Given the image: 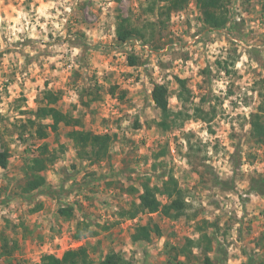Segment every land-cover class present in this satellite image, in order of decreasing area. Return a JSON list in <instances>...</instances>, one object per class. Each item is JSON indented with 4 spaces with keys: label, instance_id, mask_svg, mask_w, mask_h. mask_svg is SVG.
Wrapping results in <instances>:
<instances>
[{
    "label": "rangeland",
    "instance_id": "1",
    "mask_svg": "<svg viewBox=\"0 0 264 264\" xmlns=\"http://www.w3.org/2000/svg\"><path fill=\"white\" fill-rule=\"evenodd\" d=\"M224 2L229 22L210 30L195 0L170 14L157 0H0V152L9 153L0 168V264H42L82 246L94 264L110 252L126 264H204L202 249L178 253L204 221L214 264L264 262V195L250 189L264 177V148L250 134L264 93V0ZM124 19L136 34L120 44ZM177 77L192 94L186 110L200 106L210 120L162 131L152 90L168 86L171 110H181ZM50 91L85 130L116 136L109 161L80 160L67 138L73 127L54 131L52 119L36 118ZM44 144L57 160L43 173L46 186L23 194L26 164ZM170 175L188 195L187 214L138 212L141 184L162 187ZM65 207L70 219L58 214ZM146 224L150 240L134 243Z\"/></svg>",
    "mask_w": 264,
    "mask_h": 264
},
{
    "label": "trees",
    "instance_id": "2",
    "mask_svg": "<svg viewBox=\"0 0 264 264\" xmlns=\"http://www.w3.org/2000/svg\"><path fill=\"white\" fill-rule=\"evenodd\" d=\"M164 5H168V14L172 11L182 9L190 0H157ZM199 6L202 15V22L204 26L210 30H218L224 28L229 22L228 9L226 8L224 0H195ZM136 30L132 28L128 20H121L116 30V36L120 44L127 43L133 39ZM129 66L139 65L138 59L134 56L128 57ZM178 91L176 93L177 100L182 104V109L174 112L169 106L170 90L165 84H154L152 90V101L156 109L160 111V120L156 123L157 127L162 131H172L191 119L208 122L210 119L204 114V110L199 106L194 108L192 114L188 112L187 106L191 104L192 94L187 86L186 80L176 78ZM43 106H40L34 113L36 118L52 119L53 123L50 127L56 131L60 123L65 126H71L73 129L67 133V138L72 141L77 156L82 161H89L90 164H101L109 161L111 158L110 150L115 140V135L110 134H96L92 131L85 130L79 118L64 114L58 107L59 95L46 92L44 96ZM31 122V120H30ZM41 138L46 137L45 131L41 128L38 131ZM250 134L257 144L264 148V93L261 95V100L255 112L251 114L250 118ZM60 153L65 151L64 146H60ZM57 152L49 149L48 144H44L40 148L39 154L30 158L26 164V183L23 188V194L33 193L46 186V178L43 175L49 167L55 164L57 160ZM9 153L7 150L0 152V168L6 169L8 167ZM221 184V182H219ZM142 193L139 194L138 212L147 214H155L162 211L164 215H172L174 218L185 216L190 208L187 200L186 191L183 190L178 183V180L170 175L168 180L163 183L162 187L151 185L148 182L141 184ZM250 189L260 195H264V177L253 178L251 180ZM135 191V189L133 190ZM159 196H164L168 201L163 204ZM28 199V198H27ZM42 209L41 204L32 210L38 212ZM73 208L65 207L58 210L59 216L70 219L73 216ZM134 217V214L131 216ZM195 218V216L193 217ZM192 218V219H193ZM208 222L204 221L202 224L196 226L198 239H188L186 246L178 253L186 257L193 255V249H202L205 254L204 264H214V262L206 254L212 250L213 240L215 239L208 234ZM210 226V224H209ZM85 229L88 228L85 226ZM89 231V230H88ZM151 229L148 224L137 228L135 234L132 236L134 242L149 241L151 237ZM79 238V236H77ZM16 244V242H15ZM17 247V246H16ZM14 248L6 247L4 244L5 255H11ZM90 251L87 246H82L78 249L66 251L61 258L52 255H44L41 260L42 264H94L90 256ZM98 264H126V260L120 253H108ZM247 264H264V262L249 261Z\"/></svg>",
    "mask_w": 264,
    "mask_h": 264
},
{
    "label": "crops",
    "instance_id": "3",
    "mask_svg": "<svg viewBox=\"0 0 264 264\" xmlns=\"http://www.w3.org/2000/svg\"><path fill=\"white\" fill-rule=\"evenodd\" d=\"M134 234V233H133ZM131 238H132V236H131ZM132 241H133V239H132ZM134 242V241H133ZM134 243H136V242H134Z\"/></svg>",
    "mask_w": 264,
    "mask_h": 264
}]
</instances>
